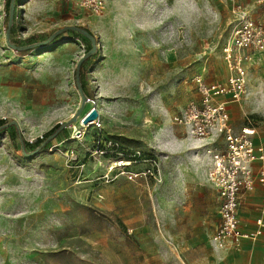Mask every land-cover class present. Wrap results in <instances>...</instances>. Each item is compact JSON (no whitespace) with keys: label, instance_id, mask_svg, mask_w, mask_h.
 Wrapping results in <instances>:
<instances>
[{"label":"rangeland","instance_id":"1","mask_svg":"<svg viewBox=\"0 0 264 264\" xmlns=\"http://www.w3.org/2000/svg\"><path fill=\"white\" fill-rule=\"evenodd\" d=\"M83 1L18 0L11 35L20 42L64 27L91 31L92 98L72 121L81 103L74 69L92 40L64 33L19 56L6 42L0 0V119L29 141L62 125L49 148L31 153L16 145V133L0 132V264H191L197 253L176 245L197 213L211 229L214 197L201 150L178 142L186 137L173 117L198 99L194 75L225 80L233 5L264 26V1L102 0L99 12ZM262 62L249 69L248 95L235 103L237 126L264 128ZM92 108L98 117L83 126L78 117ZM150 158L156 179L128 178ZM204 253L210 264L226 263L208 244Z\"/></svg>","mask_w":264,"mask_h":264},{"label":"built area","instance_id":"2","mask_svg":"<svg viewBox=\"0 0 264 264\" xmlns=\"http://www.w3.org/2000/svg\"><path fill=\"white\" fill-rule=\"evenodd\" d=\"M261 3L264 0H249ZM83 6L93 12L103 8L102 0H84ZM232 13L236 23L222 48L226 78L222 82L206 83L202 74L191 78L199 95L189 101L173 117V122L200 145L206 156V180L217 192L218 223L209 238L216 250L238 248L242 240L255 241L263 232L264 221L256 220L252 230L241 227L240 199L257 184H264V146L255 142V127L243 125L234 129L227 105L238 102L248 94V70L264 60V26L252 16V11L235 3ZM148 166L140 173H129L156 179V159L147 160Z\"/></svg>","mask_w":264,"mask_h":264},{"label":"crops","instance_id":"3","mask_svg":"<svg viewBox=\"0 0 264 264\" xmlns=\"http://www.w3.org/2000/svg\"><path fill=\"white\" fill-rule=\"evenodd\" d=\"M261 62L262 61L257 63L260 64ZM257 63H255L254 65H256ZM254 65L250 66V68ZM235 103L237 102H230L227 105V108L230 116V123L235 129H237L243 125L237 126L234 124L233 112ZM254 137L256 143L262 144L264 146V128L255 127ZM204 181L205 185L213 190L212 194L214 199L212 202V211L215 221L211 225V229H208V225H204L207 216L197 213V221L192 227L190 236L183 237L182 235H180V241L176 245L177 248L180 249L179 251L182 253L186 251L197 253V259L191 264H210L208 256L206 255L205 257L207 259H203L202 256L203 254H205L204 252L207 244L210 247L209 238L219 220L217 215V192L214 187L207 182V180ZM197 185L198 184H196V186ZM239 216L241 220V227L244 230L254 229L256 226V220L258 218H262V220L264 221V184H257L254 191L245 194L240 199ZM218 252H222L226 256V263L224 264H264V228L262 235L257 240H242L238 248L230 247L227 249L218 250ZM211 264H221V262L214 261Z\"/></svg>","mask_w":264,"mask_h":264},{"label":"trees","instance_id":"4","mask_svg":"<svg viewBox=\"0 0 264 264\" xmlns=\"http://www.w3.org/2000/svg\"><path fill=\"white\" fill-rule=\"evenodd\" d=\"M18 4V0H5L4 7L6 9L5 13V30L8 35L9 43L13 46V51L19 56H25L37 47L47 46L53 44L57 41L63 39L64 33L70 34V39H78L82 44L86 45V41L92 40L94 42V37L91 31L82 26L64 27L58 29L54 32L40 35H30L23 41L17 42L12 38V34L15 30V8ZM96 59V51H91V46L85 50V54L76 65L74 69V79L77 88H80L86 98H92V93L89 92L88 82H87V72L88 66L92 64ZM61 124L54 125L47 132L43 133L41 136L34 138L33 140H25L23 136L19 133L18 127L13 121L6 119H0V132L10 131L12 139H15V134L17 135V146L23 153H31L40 149H47L50 146L51 140L58 135L61 131Z\"/></svg>","mask_w":264,"mask_h":264},{"label":"water","instance_id":"5","mask_svg":"<svg viewBox=\"0 0 264 264\" xmlns=\"http://www.w3.org/2000/svg\"><path fill=\"white\" fill-rule=\"evenodd\" d=\"M6 42L8 43V45L10 47L13 48V46L9 43V40H8V35L6 34ZM96 50V46H95V43L92 42L91 44V51H95ZM83 57V56H82ZM82 57L80 58V60L82 59ZM80 60L78 61V63L80 62ZM77 63V65H78ZM78 91H79V94H80V97H81V103H80V108L78 110L77 113H75L72 117H71V120L74 121L76 119V116L77 114L82 110L87 98L86 96L83 94L82 90L80 88H78ZM98 117V112L96 109L92 108L90 109L86 114L85 116L83 117L82 119V123L83 124H87V123H90L92 121H94L96 118Z\"/></svg>","mask_w":264,"mask_h":264},{"label":"bare ground","instance_id":"6","mask_svg":"<svg viewBox=\"0 0 264 264\" xmlns=\"http://www.w3.org/2000/svg\"><path fill=\"white\" fill-rule=\"evenodd\" d=\"M83 117H84V115H80L79 117H78V122H81L82 121V119H83ZM81 124L83 125V123L81 122ZM86 124H84L83 126H85ZM178 141V140H177ZM178 142H180V144L182 145V146H184V147H186V148H190V149H196V148H199L200 147V145L199 144H197L196 142H194L192 139H190L189 137H187V138H184V139H182V140H179ZM177 144V143H176ZM179 144V143H178ZM204 158H205V161H206V156H204ZM121 161V160H120ZM120 161L119 162H116L115 163V167H117V166H120V165H122L123 163H120Z\"/></svg>","mask_w":264,"mask_h":264}]
</instances>
